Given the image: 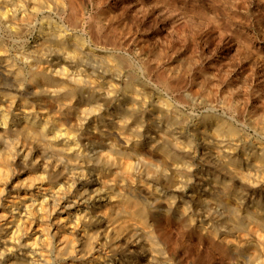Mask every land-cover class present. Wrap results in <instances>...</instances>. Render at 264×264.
<instances>
[{
  "label": "bare ground",
  "instance_id": "bare-ground-1",
  "mask_svg": "<svg viewBox=\"0 0 264 264\" xmlns=\"http://www.w3.org/2000/svg\"><path fill=\"white\" fill-rule=\"evenodd\" d=\"M65 6L0 0V264H163L155 218L173 210L222 256L248 253L264 264V143L249 148L245 132L215 114L196 129L200 142L184 139L186 119L160 96L144 137L153 98L146 83L111 50L93 49L52 19L37 26L31 47L9 53L3 33L21 38L33 19ZM72 24L78 29V18ZM168 81L160 80L170 90ZM252 123L264 134L262 122ZM142 146L164 159L151 162ZM197 168L206 170L195 178L201 194L182 205L177 192ZM218 205L219 225L206 215Z\"/></svg>",
  "mask_w": 264,
  "mask_h": 264
},
{
  "label": "rangeland",
  "instance_id": "rangeland-1",
  "mask_svg": "<svg viewBox=\"0 0 264 264\" xmlns=\"http://www.w3.org/2000/svg\"><path fill=\"white\" fill-rule=\"evenodd\" d=\"M59 1L66 4L65 11H45L46 17L41 15L27 24L21 38H11L7 32L2 34L12 56L31 47L39 33L35 30L37 26L45 18L52 19L67 32L77 33L93 49L111 50L124 60L123 69L131 77L142 85L146 83L154 100L151 98L149 111L142 117L140 130L144 137L153 118H157L150 110L160 96L169 97L183 115L177 113L179 118L186 119L179 133L185 135L184 139L200 142L196 129L210 125L206 116L215 114L230 119L242 129L249 137V148L264 143V134L252 123L258 121L264 126V0ZM72 18L79 20L76 30L72 29ZM18 63L26 66L23 61ZM90 65L100 69L99 64ZM80 68L84 69L83 64ZM24 70L29 73V67ZM113 75L110 72L107 78ZM163 78L167 81L169 78L170 90L161 84ZM26 98L34 100L30 96ZM155 123L164 128L167 122ZM144 151L143 155L151 162L164 159L158 147L155 150L144 147ZM194 154L191 164L196 167L203 161L202 146ZM148 168L154 171L153 165ZM205 174V169L197 168L184 178L185 189L177 192L179 199H183L182 205L191 204L193 195L201 194L195 178ZM156 176L163 182L161 174ZM175 179H180L177 174ZM257 191L259 197H264L261 188ZM222 208L211 207L209 214L206 213L209 221L219 225L216 213ZM196 209L206 210L201 206ZM179 214L173 210L161 212L155 218L156 240L166 264H253L256 260L248 253L235 254L231 260L222 256L197 228L186 227Z\"/></svg>",
  "mask_w": 264,
  "mask_h": 264
}]
</instances>
